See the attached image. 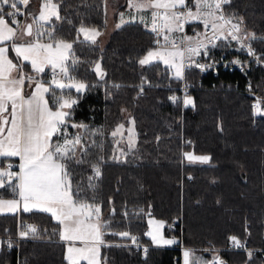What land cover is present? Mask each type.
<instances>
[{"label": "trees", "instance_id": "16d2710c", "mask_svg": "<svg viewBox=\"0 0 264 264\" xmlns=\"http://www.w3.org/2000/svg\"><path fill=\"white\" fill-rule=\"evenodd\" d=\"M54 1L64 18L56 22L58 36L76 40L81 22L102 31L107 29L106 0ZM188 2L191 5L192 0ZM225 10L245 16L246 28L264 36V0H233ZM27 12L35 14L29 8ZM189 26L198 31L205 28L200 22ZM78 40L73 50L82 63L72 74L97 86L77 94L80 99L72 120L103 132L92 137L97 147L91 150V159L102 155L106 161L101 167L102 176L95 181L97 202L103 205V218L109 217L112 207L116 209L111 219L112 230L137 233L141 242L150 244L145 254L129 245L128 239L106 234L107 243L126 246H101V258L106 264H181V245L199 251L211 246L220 250L228 264H264V115L252 113V96L245 92L250 81L264 99L263 68L250 62L245 71H229L220 66L216 74L212 70L202 73L193 67L186 69L185 79L195 85L188 93L195 106L184 107L183 98L179 105L168 99L178 90L181 80L158 62L143 67L138 63L153 47L151 32L143 22L130 20L120 28L115 26L106 39L98 38L96 45ZM251 42L257 50L264 51V41ZM216 43L220 46H208L213 60L222 54L237 53L230 38ZM96 60H101L107 72V85L98 81L92 71V62ZM199 61L206 63L207 58L201 56ZM142 76L151 86L144 85V94L137 98L136 86L141 84ZM113 84L121 87L114 88ZM52 88L57 95L61 94V89ZM63 93L73 92L68 89ZM51 98L48 93V99ZM122 108L127 111L121 112ZM129 118L135 120L136 130V145L130 151L117 145V138L111 136L116 125L128 122ZM75 131L69 128V132ZM116 149L128 154L122 155ZM184 151L208 155L211 160L187 161ZM113 155L120 156L123 162L109 159ZM90 174V169L84 172L85 182ZM0 195L14 196L7 186L0 188ZM109 197L112 205L108 204ZM125 209L129 213L127 218L123 216ZM150 216L162 219L164 234L179 238L180 243L151 244L145 235ZM20 220H30L41 230L47 229L48 234L42 239L21 240L11 250L3 248L0 264H16L17 251L21 264L25 259L28 264H67L63 258L64 242L58 235L51 236L58 225L48 213L0 214L2 238L8 236L4 229H9L15 239ZM172 223L175 230L170 228ZM230 236L245 240L249 249L227 248ZM249 251L253 253L251 259Z\"/></svg>", "mask_w": 264, "mask_h": 264}, {"label": "snow or ice", "instance_id": "6c2138e0", "mask_svg": "<svg viewBox=\"0 0 264 264\" xmlns=\"http://www.w3.org/2000/svg\"><path fill=\"white\" fill-rule=\"evenodd\" d=\"M29 3L30 0H0V157L19 159V164L16 165L18 171L12 170L11 163L6 167L0 166V188L10 187L17 197L0 199V212L18 213L22 207L25 213L50 214L58 225L52 229L51 236L58 235L61 242H66L63 258L67 264H81V261L100 264L101 246H126L107 243L104 240L106 234L128 239L134 245L138 244V237L128 230H112L111 219L116 215V209L112 207L109 217L103 218V205L97 202L98 185L95 181L102 176L101 167L106 161L102 155L91 159V150L97 147L92 137L103 135L102 130L91 129L86 123L72 120L74 107L80 96L73 98L63 91L57 95L52 88V85L61 90L74 88L77 93L83 94L97 85H89L72 74L77 65L82 63L73 50L74 44L80 41L57 35L56 22L64 19L60 15L59 5L54 0H41L39 15L33 16L25 11ZM127 3L130 9L137 12L150 11L151 31L158 37L155 40L157 47L150 48L138 60L142 67L160 60L166 68L174 69L175 79L184 80L186 68L195 67L201 72L215 69L218 61L211 58L208 45L219 47L215 41L228 40L229 37L239 44L237 51H246L257 63H264V54L258 55L251 44L255 40L264 41V36H258L255 31L246 28L245 16L237 11L226 12L225 7L231 6L233 0H192L191 5L188 0H127ZM18 16L30 17L31 22L25 21L21 27ZM120 17L117 28L126 23L124 13H120ZM131 19L135 20L136 17ZM140 20L147 25V16L142 15ZM191 21H199L206 29L210 28L212 36L205 33L203 39H199L201 34L197 33L196 37H181L177 44L171 34L183 31L184 25ZM76 31L78 36L82 34L84 41L92 45H96L97 38L102 35L100 30L85 26L83 22ZM159 38L163 39V44ZM205 40L208 41L207 44L204 43ZM10 52L15 53V62L10 58ZM185 53L188 54L187 61ZM201 56L207 58L206 63L194 59ZM231 63L239 66L241 71L246 69L245 63L239 59ZM28 64L38 74L44 73L45 68L50 66L53 73L51 83L45 86L41 80L28 74L25 71ZM92 71L98 81L107 85V72L102 67L101 60L92 62ZM146 84L150 85V81L142 76L141 84L136 86L139 88L137 98L144 94ZM25 85L32 86L30 96L24 94ZM111 86L117 89L121 87L119 84ZM188 86L185 84L183 106L194 107V100L186 91ZM46 93H51L52 98H46ZM168 99L176 105L181 103V98L175 95ZM253 110L254 114L260 111L259 102L253 105ZM126 111L125 108L121 109V112ZM129 124L132 125L127 130L130 151L136 145L135 120L129 118ZM124 127L122 123L117 124L111 136H122ZM69 128L76 131L69 132ZM156 139L159 140L160 137L157 136ZM120 143L121 141H116L117 145ZM116 150L122 155L128 154L123 149ZM184 155L193 162L208 163L211 160L208 155ZM109 159L123 162L117 155ZM78 169L81 170L77 171ZM88 169L91 174L87 175L85 182L84 172ZM113 203L109 197L108 204ZM123 216H129L126 209ZM4 233L8 234V238H0V244H6L11 250L21 240L44 238L48 230L21 222L15 239L9 229H4ZM145 235L150 236L155 245L176 243L175 239H164L151 231ZM229 241L236 248L245 247L236 236H230ZM76 242L81 246H76ZM144 252L147 254L148 249L144 248ZM192 255V250H184V264H190ZM252 256L253 253L249 251V259ZM23 264H28L27 259ZM208 264H226V261L217 255Z\"/></svg>", "mask_w": 264, "mask_h": 264}, {"label": "rangeland", "instance_id": "374dc122", "mask_svg": "<svg viewBox=\"0 0 264 264\" xmlns=\"http://www.w3.org/2000/svg\"><path fill=\"white\" fill-rule=\"evenodd\" d=\"M55 3H57L56 1H54ZM117 3H118V6L120 7V8H122V9H119L120 11H119V14H118V18H117V21H113V16H114V14L117 12V10H116V8H117V6H112V5H110V7L108 6L106 9H105V12H106V18H107V22H108V27H107V29L106 30H104V31H102V30H100V29H98L97 27H95V26H88V27H95V28H97L98 30H100L101 32H102V35L100 36V37H98V38H101V39H106L107 38V34L109 33V31H111L112 30V28H114L118 23H120V20H121V17H120V13H124V20L125 21H128V20H132L131 18L133 17V16H135L136 17V19L135 20H139V21H141L140 20V17L142 16V15H145V16H147L148 17V21H147V25L144 23V25L145 26H149L150 24H151V16H150V11L149 12H137V11H135L134 9H130L129 7H128V3H127V0H118L117 1ZM40 4H41V0H37L36 1V3H34V8H35V10H36V13H35V15H33V16H38L39 15V10H40ZM123 4H125V6H120V5H123ZM127 6V7H126ZM26 21H28V17H27V19H26ZM30 21V20H29ZM116 22V23H115ZM85 26H87V25H85ZM204 26V25H203ZM45 27H48V25H45ZM151 27V26H150ZM147 28V27H146ZM198 31V30H197ZM175 33H177V35H178V38L180 39L181 38V33H180V31H178V32H175ZM76 38L77 39H82V40H84V37H83V35L82 34H80L79 36H78V34H77V36H76ZM97 38V39H98ZM228 40H229V38H228ZM206 44V43H205ZM170 45V44H169ZM157 46H155V45H153V47H151L152 49H154V48H156ZM171 47V46H170ZM169 47V48H170ZM255 48V47H254ZM256 49V48H255ZM149 50V49H148ZM147 50V51H148ZM257 50V49H256ZM146 51V52H147ZM257 51H259V50H257ZM146 52L142 55V57L146 54ZM259 52H264V51H259ZM187 56H188V54L187 53H185V60L187 61ZM141 57V58H142ZM10 58H12L13 60H14V62H15V60H16V58H15V53H13V52H10ZM220 58V57H219ZM216 61H218V60H216ZM154 62H158L159 64H161L163 67H166L165 66V64L163 63V61H160V60H157V61H154ZM25 63H27V62H25ZM247 65V64H246ZM168 69V68H167ZM48 70H52L51 69V67L49 66V67H46L45 68V72H47ZM169 71H170V73H171V75L174 77V69H168ZM25 71L28 73V74H30V75H32V76H34L36 79H39V80H41V82H43L44 84H45V86H48L50 83H51V79L49 80V79H47V78H45V72L44 73H42V74H38V73H35V72H33L32 71V69H31V66H30V64H28L27 65V67L25 68ZM15 74V73H14ZM58 79H59V77H58ZM52 86H54L55 87V85H52ZM64 90H68V89H63L62 91H64ZM73 93H69L70 95H72L73 96V98H76V96H77V94H79V93H77L76 92V90L74 89V88H72V89H70ZM254 90V89H253ZM31 91H32V86H31V88H30V92L28 93L29 94V96L31 95ZM28 94H26V96L28 95ZM66 94H68V93H66ZM259 94V93H258ZM45 96H46V94H45ZM257 96V95H256ZM258 97V100L259 101H261L262 103H264V99H263V97H262V95L260 96V95H258L257 96ZM252 100H253V98H252ZM255 100V99H254ZM256 101V100H255ZM252 101H251V108H252ZM252 113H253V109H252ZM133 119V118H132ZM119 124H121V123H119ZM122 124H124V130H123V135L121 136V135H117V140H119V141H121V143H120V145L121 146H125L126 148H128V136H129V133H128V128H130V127H132V125L131 124H129V121L128 122H126V123H122ZM135 140H136V130H135ZM121 148V147H120ZM185 153H191V154H193V155H195V156H199V155H202V154H195V153H193V152H191V151H184V154ZM184 157H185V155H184ZM185 159L187 160V161H189L186 157H185ZM194 162H198V161H194ZM6 165H7V160H5V162H4V164H3V167H6ZM12 170H14V169H12ZM14 171H17V170H14ZM9 191H10V193L11 194H13V192H12V189L9 187ZM13 198H16V197H9V196H2V195H0V199H13ZM20 211H22V209H20L19 210V212ZM4 212H6V213H12V212H7V211H4ZM1 213V212H0ZM24 213V215L26 214L25 212H23ZM3 214V213H2ZM151 217H154V216H151ZM154 218H156V217H154ZM158 219V218H157ZM161 221H163L162 219H160ZM161 221H158L157 223H155L154 225H153V230H152V232H154V233H157V234H160L161 233V235H162V229H161V227H160V225H159V223H161ZM164 222V221H163ZM175 223V222H174ZM264 233V232H263ZM170 237H174V236H170ZM76 246H81L80 244H79V242H76ZM181 247V251H182V254H183V252H184V250L186 249H184L183 250V246L181 245L180 246ZM205 247V246H204ZM211 247V246H210ZM2 249H3V247L1 246V244H0V252L2 253L3 251H2ZM216 249H218V248H216ZM65 251H66V242H64V253H65ZM198 258L200 259L199 261L200 262H203V255L202 254H198ZM182 260H183V264H184V256H182ZM85 263V264H87V262L86 261H81V263ZM100 264H106V262L101 258V255H100Z\"/></svg>", "mask_w": 264, "mask_h": 264}, {"label": "built area", "instance_id": "2783aa9c", "mask_svg": "<svg viewBox=\"0 0 264 264\" xmlns=\"http://www.w3.org/2000/svg\"><path fill=\"white\" fill-rule=\"evenodd\" d=\"M188 3H189V2H188ZM21 7L23 8V5H21ZM25 11H26V9H25ZM17 19L21 21V27H23V24H24V22L26 21V17H25V16H18ZM189 24H190V22H189V23H186V24L184 25V29H183V31H180V33H181V37H184V36H191V35L194 33V31L192 32V31L190 30ZM150 32H151V35H152V42H153V44H154L155 46H157L156 43H155V40L158 39V37L156 36L155 33H153V32L151 31V28H150ZM205 33H207L208 36H212V30H211L210 28H208V29L204 28V29L201 31V33H200L201 35H200L199 39H203V36H204ZM193 37H196V34L193 35ZM229 38H230V37H229ZM159 39H160V41H161V44H163V43H164L163 39H162V38H159ZM233 42H235V45L237 46L236 49H238V48H239V44H238L236 41H233ZM179 43H180V41L177 42V44H179ZM204 43L207 44L208 41L205 40ZM251 44H252V42H251ZM252 46H253V45H252ZM253 48H254V46H253ZM254 49H255V48H254ZM255 51L257 52L258 55H262V54H264V52H259V51H257L256 49H255ZM236 59H239L240 61L244 62L245 65L248 64V63H250V62H252V63H254L255 65H258V66L262 67L263 70H264V63H257L256 60H255V58H253V57H249V56L247 55V52H246V51H237V53L231 54V55H229V56L226 55V54H222V55L220 56V58L218 59V63L216 64L215 69H209V70H212L213 73L216 74V73H217V67L220 66L222 69L229 70V71H232V70H234V69H237L238 71H241L239 66L234 65V64L231 63L233 60H236ZM190 68H192V67H190ZM193 68H195V67H193ZM186 69H189V68H186ZM186 69H185V70H186ZM196 69H198V68H196ZM198 70H199V69H198ZM57 71H58V70H57ZM200 72H201V71H200ZM202 73H204V72H202ZM45 78H47V79H49V80H50V79H51V80L53 79V73H52V70H49V72H48V74H47V76H46ZM57 78H58V77H57ZM185 84L189 85V86L187 87V90H186V91H187V94H188L192 89H194V87H195V85H194L192 82L187 81L186 79L181 80V83H180V85H179V87H178V90H177L176 92H174V93H171L169 96L175 95V96H178V97H180V98L182 99V98L184 97V95H185ZM198 84H199V86L201 85V81H200V80L198 81ZM249 85H250L251 87H249ZM245 92L248 93V94H250V95L252 96V98H253V100H252V105L257 104L258 102H259V104H260V111L257 112L256 114H254V110H253V114H254V115H264V103H262L261 101L258 100V97H257V96H258L259 94H258L257 91L253 90V87H252L250 81L247 82V86L245 87ZM256 95H257V96H256ZM169 96H168V97H169ZM254 99H255L256 101H255ZM252 109H253V106H252ZM11 164L13 165V168H14V164H13V163H11ZM21 222H23V223H25V224H34V223H33L32 221H30V220H20V221H19V224H21ZM19 224H18V225H19ZM170 228H171L172 230H173V229L175 230V229H176V226L172 223V224H170ZM133 235H136V236L138 237V244H135V245H134V244L131 243L130 240H129L127 243H128L129 245H131L132 247H134V248H138V249H140V251H141L142 253H145V252H144V248H148V246H149L150 244H149V243H146V242H141V241L139 240V236H138L137 233H134ZM7 238H8L7 235L3 237L4 240H6ZM241 241H242V243L245 245L244 248H236V247L233 246V244H232L231 242H229L227 248H230V249H249L248 246H247L246 241H245V240H241ZM4 248L8 249L7 246H6V244H4ZM203 248H204V249H207V250H211V251L216 249L215 247H210V246H205V247H203ZM8 250H9V249H8ZM212 260H213V257H211V258L208 260V262H210V261H212ZM18 261H20V264L22 263V259L20 258L19 253H18V251H17V261H16V264H18Z\"/></svg>", "mask_w": 264, "mask_h": 264}, {"label": "crops", "instance_id": "0c3cea01", "mask_svg": "<svg viewBox=\"0 0 264 264\" xmlns=\"http://www.w3.org/2000/svg\"><path fill=\"white\" fill-rule=\"evenodd\" d=\"M36 1L37 0H30V3H29V5L27 6V8H26V11H28V8L31 10V11H35V13H36V10H35V8L33 7L34 6V3H36ZM117 1L118 0H106L105 1V9L109 6L110 7V5H112V6H117V8H116V10H117V12L114 14V16H113V21H117V18H118V14H119V9H122V8H120L119 6H118V3H117ZM120 6H125V4H123V5H120ZM127 7V6H126ZM35 15V14H34ZM29 20H31L30 18H28ZM128 21H130V20H128ZM127 22V21H126ZM196 22H199V21H191V23H196ZM116 23V22H115ZM150 26H151V24L149 25V26H146L147 27V29H149L150 28ZM113 29V28H112ZM192 30H194L193 28H192ZM193 35H195V34H192V36ZM171 38L172 39H174L175 41H176V43L177 42H179L180 41V39L178 38V35H177V33H173V34H171ZM169 47H170V45H169ZM199 58L200 57H194V59H196V60H199ZM48 72V71H47ZM47 72H45V74L44 75H46L47 74ZM30 88H31V86H29V85H25V87H24V89H23V91H24V94L26 95V94H28L29 92H30ZM27 96H29V94L27 95ZM46 98H48V93H46ZM16 159V163H15V160ZM5 160H7V164H9V163H13L14 165H15V167H16V165H18L19 164V159L17 158V157H8V158H3V157H0V166H3V164H4V162H5ZM7 166V165H6ZM19 169L17 168V171H18ZM9 197H15V196H9ZM17 198V197H16ZM21 209H22V207H21ZM8 214V213H6V212H1L0 214ZM21 213H23V210L22 211H20V212H18L17 214H21ZM150 221H151V223H150ZM158 221H161L160 219H157V218H154V217H148L147 218V225H148V228H147V230L145 231V233L146 232H149V231H151L152 232V228H153V225L155 224V223H157ZM159 225H160V227H161V229H162V235H161V233L160 234H158V235H160V236H162L164 239H175L176 240V243H174V244H170V245H164V246H172V245H176V244H178V243H180V239L179 238H177V237H170V236H168V235H165L164 234V232H163V226H164V222L163 221H161V223H159ZM146 237L150 240V242L152 243V240H151V237L150 236H148V235H146ZM0 238H2V235H0ZM3 239V238H2ZM153 244V243H152ZM161 245H163V244H161ZM1 246L4 248V244H1ZM183 246V245H182ZM190 249V250H192V253H193V255H192V257L190 258V264H208V260L211 258V257H214V256H220L224 261H226L222 256H221V254H220V250L219 249H215V250H207L206 251V249H202L201 251H199V250H197V249H195V248H192V247H188V246H183V250L184 249ZM198 254H202L203 255V262H200L199 260V258H198ZM182 256H183V254H182V251H181V264H183V260H182ZM7 264H9V263H7ZM226 264H228L227 262H226Z\"/></svg>", "mask_w": 264, "mask_h": 264}, {"label": "water", "instance_id": "95a60500", "mask_svg": "<svg viewBox=\"0 0 264 264\" xmlns=\"http://www.w3.org/2000/svg\"><path fill=\"white\" fill-rule=\"evenodd\" d=\"M29 23L31 22V20L30 21H28Z\"/></svg>", "mask_w": 264, "mask_h": 264}]
</instances>
